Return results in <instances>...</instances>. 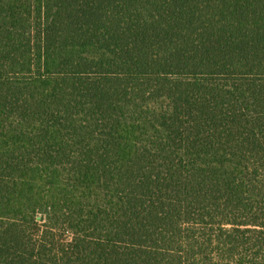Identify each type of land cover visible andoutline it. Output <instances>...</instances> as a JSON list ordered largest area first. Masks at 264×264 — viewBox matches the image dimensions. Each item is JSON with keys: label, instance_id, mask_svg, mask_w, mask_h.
Returning <instances> with one entry per match:
<instances>
[{"label": "trees", "instance_id": "1", "mask_svg": "<svg viewBox=\"0 0 264 264\" xmlns=\"http://www.w3.org/2000/svg\"><path fill=\"white\" fill-rule=\"evenodd\" d=\"M0 264H264V0H0Z\"/></svg>", "mask_w": 264, "mask_h": 264}]
</instances>
